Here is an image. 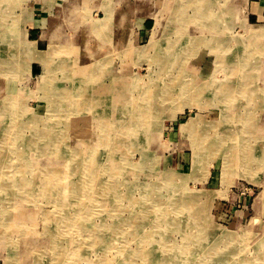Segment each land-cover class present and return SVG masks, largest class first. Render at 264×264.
<instances>
[{
	"label": "rangeland",
	"instance_id": "374dc122",
	"mask_svg": "<svg viewBox=\"0 0 264 264\" xmlns=\"http://www.w3.org/2000/svg\"><path fill=\"white\" fill-rule=\"evenodd\" d=\"M207 1L220 21L181 0L158 39L86 66L60 48L45 82L4 34L0 264H264V23ZM240 62L261 71L242 95Z\"/></svg>",
	"mask_w": 264,
	"mask_h": 264
},
{
	"label": "crops",
	"instance_id": "0c3cea01",
	"mask_svg": "<svg viewBox=\"0 0 264 264\" xmlns=\"http://www.w3.org/2000/svg\"><path fill=\"white\" fill-rule=\"evenodd\" d=\"M17 1L5 0V4L19 6ZM21 1L24 2L21 7L31 9L29 14L26 12L22 29L26 40L34 43V50L46 55L53 49V56L56 53L59 55L57 51L63 48L75 63L86 66L101 61L108 49L121 51L158 39L168 31L165 28L170 23L168 7L172 8L181 0ZM220 1L225 3L226 0ZM242 4L249 22L255 19V23H264V0H242ZM28 62L31 76L43 73L44 65L40 62H30L29 57Z\"/></svg>",
	"mask_w": 264,
	"mask_h": 264
},
{
	"label": "bare ground",
	"instance_id": "6f19581e",
	"mask_svg": "<svg viewBox=\"0 0 264 264\" xmlns=\"http://www.w3.org/2000/svg\"><path fill=\"white\" fill-rule=\"evenodd\" d=\"M165 0H163V2H164ZM184 1V0H183ZM176 2V1H175ZM186 3V2H185ZM210 2H208L207 0H187V5L186 6H183L184 8H183V10L186 8V7H192L193 8V10H194V12H195V16L198 14V17H200L199 19H205L206 21H207V23H209V21H214V19L215 18H213V16H219V21H220V19H221V13H220V11L222 12V13H224V10L223 9H219L220 11L219 12H214V11H210V7H212V5L211 4H209ZM7 4H5V0H0V42H2L3 43V40H5L4 39V37L5 38H7L8 36H6V35H4V34H7V35H9V34H11V37H14L15 38V41H16V43L19 45L18 46V50H21V49H23V47H24V49H25V52L28 54V57H29V61L30 62H40L42 65H44V71H43V75H41L40 76V79H43V81L45 82L46 81V79H47V73H48V66H49V64H50V62H52V56H51V54L49 53H47L46 55H44V54H41V53H37L35 50H34V48H33V45H34V43H32V42H30L29 40H26V37H25V31L24 30H21L20 29V27H19V21L17 22V21H15V19H13V20H10L9 22L4 18L5 17V13H4V10H5V8H7V7H9L8 5L6 6ZM185 5V4H184ZM16 6V5H15ZM15 6H11L10 8H14ZM76 6V5H75ZM163 6V5H162ZM167 6V5H166ZM174 6H176V5H174ZM182 7V6H181ZM71 8V7H70ZM169 8V7H168ZM67 9V8H66ZM161 9V8H160ZM201 9V10H200ZM68 10V9H67ZM162 10H163V8H162ZM167 12V11H166ZM85 13V12H84ZM158 13H160V12H158ZM171 13H172V11H171ZM175 13H177V16H179V17H184V15L185 14H183V12H182V9L179 7V9H176V11H175ZM233 13V12H232ZM77 14V13H76ZM183 14V15H182ZM155 16V15H154ZM15 17V16H14ZM178 17V18H179ZM192 17V16H191ZM76 20H77V18H75ZM161 19V18H160ZM228 19H230V18H228ZM226 20V19H225ZM73 21V20H72ZM63 22V21H62ZM92 22V21H91ZM206 23V22H205ZM224 23V22H223ZM8 24H9V26H8ZM161 24V23H160ZM67 25V24H66ZM208 25V24H207ZM15 26H16V28H15ZM68 26V25H67ZM66 26V27H67ZM65 27V28H66ZM208 27V26H207ZM248 27V26H247ZM155 28V27H154ZM159 28V27H158ZM209 29H213L214 28V26H211V27H208ZM78 29V28H77ZM190 29V28H189ZM191 30V29H190ZM202 31V30H201ZM207 31V30H206ZM77 32V31H76ZM191 32V31H190ZM95 33V32H94ZM246 33V32H245ZM197 34V33H196ZM200 34V33H199ZM212 34V33H211ZM74 36V35H73ZM154 36V35H153ZM264 38V26L263 27H259L258 29H253L252 30V32L250 33V35H249V39H250V41H252V42H249V46L252 48V49H254L255 48V46H254V43H253V41H255V39L256 38ZM252 39V40H251ZM219 44H221V45H223V42L222 41H220V42H218ZM244 45H247V47H248V44H244ZM158 47V46H157ZM171 47V46H170ZM170 47H168V48H170ZM246 47V46H245ZM258 47H259V45H258ZM77 49V48H76ZM13 54V52H11L10 53V55H12ZM247 54H248V50H247ZM13 56V55H12ZM15 58V57H14ZM13 59L11 58H9V63H11V61H12ZM102 62V61H101ZM164 63V61H159L158 62V64L160 65V66H162V64ZM28 65H29V62H28ZM253 65L252 64H250V62H246L245 64H241V62L240 63H238V67H239V71H241L242 72V70L243 71H246V73H241L240 72V76H241V80L244 82V83H240V85H239V93L241 94V93H244V94H246V91H243V88H248V87H250L251 85L250 84H248V82L247 81H250V80H252V79H254L255 77H257V75L256 74H258V71H259V69L257 70V69H254L253 67H252ZM30 67V66H29ZM43 68V67H42ZM97 70V68H92L91 70H90V74H89V76H87V74L85 75V76H87V79H88V77H91V75L95 72ZM98 70H99V68H98ZM233 71H235V69H233ZM248 72H250V74L248 73ZM264 78V77H263ZM204 86V85H203ZM200 87V86H199ZM199 89V88H198ZM54 92V91H53ZM126 92V91H125ZM219 92V94L218 95H228L229 93H227V91H224V92H226V93H224L223 94V91H218ZM143 93V92H142ZM149 93V92H148ZM149 95V94H148ZM242 95V94H241ZM257 95H259V96H263L264 97V90H261V91H259V93L257 94ZM223 96V97H224ZM164 97V96H163ZM228 97V96H227ZM147 99V98H146ZM149 99H147V101H148ZM132 101V100H131ZM223 101V100H222ZM142 102V101H141ZM223 102H225V101H223ZM159 106H160V104H159ZM147 107V106H146ZM133 110V109H132ZM48 112V111H47ZM49 113H50V111H49ZM141 114V113H140ZM150 114V113H149ZM147 115V114H146ZM135 116V115H134ZM13 122V121H12ZM26 122V121H25ZM11 123V122H10ZM27 123V122H26ZM104 127V126H103ZM195 131V130H194ZM19 134V133H18ZM64 134V133H63ZM220 137V136H219ZM60 139V138H59ZM22 142V141H21ZM24 142V141H23ZM64 142V141H63ZM10 143V142H9ZM222 143V142H221ZM46 149V148H45ZM54 149V148H53ZM195 149V148H194ZM249 152V151H248ZM248 154V153H247ZM92 157V156H91ZM38 159V158H37ZM92 159V158H91ZM236 159V158H235ZM48 160H50V159H48ZM109 160V159H108ZM195 160H198V153H196L195 154ZM250 160V159H249ZM63 161V160H62ZM89 161V160H88ZM87 161V162H88ZM7 162V161H6ZM85 162V161H84ZM90 163H91V161H90ZM2 164V163H1ZM112 164L114 165L115 163L114 162H112ZM27 166V165H26ZM114 166H116V165H114ZM23 167V166H22ZM111 168V167H110ZM28 169H30V168H28ZM61 170H62V167H61ZM64 170V169H63ZM90 170V169H89ZM24 171V170H23ZM49 174H51V172H49ZM111 174V173H110ZM23 175H24V173H23ZM22 175V176H23ZM29 175V174H28ZM90 175V174H89ZM91 176V175H90ZM165 179L166 180H170V179H173V178H178V179H180L179 180V182L182 184L183 183V177H181V176H176L175 174H173V173H166L165 174ZM92 178V177H91ZM63 181V180H62ZM67 184V183H66ZM67 187V186H66ZM197 196L198 195H195L194 193H191V194H189V195H184V198H186V199H190V201L191 200H196V198H197ZM63 199V198H62ZM133 199V198H132ZM65 201V200H64ZM86 210V209H85ZM190 210H193V209H190ZM200 211L202 212V210L200 209ZM199 213V212H198ZM203 221V220H202ZM126 222V221H125ZM79 240H81V239H79ZM187 241H188V237H187V239H186ZM25 242V241H24ZM26 244H28V243H26ZM32 245V244H31ZM27 249H28V247H27ZM21 251V250H20ZM23 251V250H22ZM88 251V250H87ZM139 251V250H138ZM145 252H147L146 254H145V256H147V257H153L152 256V251L151 250H146ZM20 253V252H19ZM178 254H180V252L178 253ZM7 257V256H6ZM180 258V257H179ZM18 261H20V260H18ZM193 264V263H192ZM202 264V263H201Z\"/></svg>",
	"mask_w": 264,
	"mask_h": 264
}]
</instances>
